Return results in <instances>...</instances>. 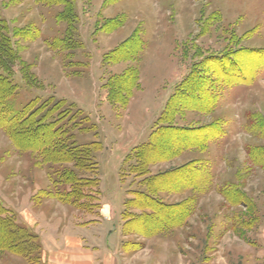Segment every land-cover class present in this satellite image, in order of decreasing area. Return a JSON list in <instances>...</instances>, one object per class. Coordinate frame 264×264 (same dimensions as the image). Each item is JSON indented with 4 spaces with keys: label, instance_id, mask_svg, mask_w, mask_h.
<instances>
[{
    "label": "rangeland",
    "instance_id": "374dc122",
    "mask_svg": "<svg viewBox=\"0 0 264 264\" xmlns=\"http://www.w3.org/2000/svg\"><path fill=\"white\" fill-rule=\"evenodd\" d=\"M0 20L1 30L6 27L0 43L18 57L10 71L18 90L5 111L20 114L33 102L62 100L86 128L74 133L78 145L100 144L93 154L100 207L87 212L56 196L69 190L60 180L73 164L43 163L0 128V217L30 236L26 250L0 245V264H48L46 255L58 254L59 241L70 237L114 249L121 264H264V67H257L264 0H0ZM222 56L250 83L226 85L214 61ZM128 70L133 86L123 90L131 98L125 104L117 89L119 104L109 87L125 83ZM195 70L209 79L214 104L201 113L189 103L172 122L213 125L211 139L155 163L149 176L188 166L184 172L195 168L203 185H156L165 204L186 205L176 212L183 217L178 225L152 235L143 220H129L152 213L139 209L140 201L128 204L134 192L147 190L149 177L135 173L134 157ZM180 96L169 107L185 99Z\"/></svg>",
    "mask_w": 264,
    "mask_h": 264
},
{
    "label": "trees",
    "instance_id": "16d2710c",
    "mask_svg": "<svg viewBox=\"0 0 264 264\" xmlns=\"http://www.w3.org/2000/svg\"><path fill=\"white\" fill-rule=\"evenodd\" d=\"M1 26H4V22L0 20ZM3 28V30H6V27ZM3 30L0 28V34ZM260 57L262 59H258L257 67H264V53ZM231 60L233 59H225L223 56L214 59L217 65L215 67L221 70L224 83L229 86L249 84L251 80L245 77L243 69L239 68L236 63H232ZM17 61L18 57L11 45H8L7 42L0 43V128L8 135L17 149L30 150L37 154L39 158L42 157L43 163L74 165L73 170H68L61 175L60 184L68 185L70 188L66 192L57 191L56 196L60 201L69 205L73 204L87 212H91L92 208L99 209V179L96 176L98 166L93 154L98 151L100 144L91 142L78 145L74 133L76 131H85L86 128H83L81 124H77V119L71 113L72 108L67 109L66 103L62 100L51 99L40 106L38 102H33L20 114L12 115L9 113L10 111H5V103L18 90L17 85L13 84L10 78V71H13L14 63ZM196 64L201 66L202 62ZM131 74V70L126 71L122 76V80L124 79L125 83L121 81L119 87H109L111 90L109 97L113 101L121 104V101L115 98L117 89H120L122 95L120 100L122 102L126 104L130 100L131 94H128L123 89L131 87L132 83L129 82ZM184 82L182 88L179 91L177 90L178 93L176 92L173 100L176 97L179 100L180 94L184 95L183 98L185 99H182L183 101L176 100L174 108L169 107V104L173 103L171 99V103L169 102L165 107L148 142L144 143L137 151L135 150V173L149 176V167L155 163L174 159L180 156L185 149L205 147L210 141L213 134V125L206 128H180L172 122L177 115V111L187 109L186 105L189 103L193 104L192 108H189L190 110L209 113L211 110L209 106H213L216 98L210 95L211 90L208 88L209 79L200 70L192 72L186 77ZM134 88H136V85ZM130 89L128 90L130 91ZM123 96H127L126 100H123ZM69 114L72 115L69 116ZM252 163L256 166L262 165L256 160H252ZM261 167H264V164ZM188 168V166H183L172 170L170 174H157L146 177L145 187L147 190L134 192L135 197L128 204L137 207L136 203L140 201L143 206H139V209L148 210L152 213L143 218H129V220H132L131 222L143 220L148 233L154 230L151 233L152 235L156 233L155 230L160 232L165 228L178 225L177 223H180L183 217H176V212H179V209L186 203L183 202L178 205L165 204L156 197L159 188L155 189V186H168L177 188V190L187 188L195 190V188H200L203 184L194 175L197 170H194V168L192 169L193 171L185 173L184 171ZM170 178L176 179L170 181ZM175 181L176 184L174 183ZM134 200L136 202L133 204ZM182 212L185 213V210L182 209ZM11 226L8 219L0 217V245L11 244L9 247L2 249L12 251L20 247L22 250H26V247L30 246V244L28 245L30 236L24 230H16L15 227Z\"/></svg>",
    "mask_w": 264,
    "mask_h": 264
},
{
    "label": "crops",
    "instance_id": "0c3cea01",
    "mask_svg": "<svg viewBox=\"0 0 264 264\" xmlns=\"http://www.w3.org/2000/svg\"><path fill=\"white\" fill-rule=\"evenodd\" d=\"M70 241H59L60 252L53 256L48 253L45 257L48 264H121L120 254L114 249L109 251L95 245L90 247L82 244L80 237H70Z\"/></svg>",
    "mask_w": 264,
    "mask_h": 264
}]
</instances>
